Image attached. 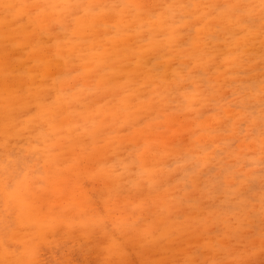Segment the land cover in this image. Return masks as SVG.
Segmentation results:
<instances>
[{"label": "rangeland", "instance_id": "obj_1", "mask_svg": "<svg viewBox=\"0 0 264 264\" xmlns=\"http://www.w3.org/2000/svg\"><path fill=\"white\" fill-rule=\"evenodd\" d=\"M263 88L264 0H0V264H264Z\"/></svg>", "mask_w": 264, "mask_h": 264}, {"label": "bare ground", "instance_id": "obj_2", "mask_svg": "<svg viewBox=\"0 0 264 264\" xmlns=\"http://www.w3.org/2000/svg\"><path fill=\"white\" fill-rule=\"evenodd\" d=\"M104 1V0H103ZM6 2V1H5ZM14 2V1H13ZM42 3H40V5H41ZM43 5V4H42ZM60 5V4H59ZM16 6V5H15ZM35 6V5H34ZM34 6H33V8H34ZM72 6H73V4H72ZM37 7H38V5H37ZM40 7V6H39ZM32 8V7H31ZM25 9H27V8H25ZM162 9V8H161ZM28 10V9H27ZM26 10V11H27ZM155 10H157V9H155ZM192 11V10H191ZM64 13V12H63ZM69 13V12H68ZM67 13V14H68ZM79 13H80V10H79ZM164 14H165V12H164ZM66 15V14H65ZM107 15V14H106ZM177 15V14H176ZM40 16V15H39ZM103 16V15H102ZM252 16V15H251ZM109 17V16H108ZM114 17V16H113ZM112 17V18H113ZM52 18V17H51ZM106 18V17H105ZM128 18H129V16H128ZM146 18V17H145ZM163 18V17H162ZM48 19V18H47ZM85 19H87L88 20V17H86ZM84 19V21H86ZM108 19V18H107ZM145 20V19H144ZM116 21V20H115ZM45 22H46V18H45ZM47 22H48V20H47ZM122 22H123V20H122ZM212 22H214V21H212ZM221 22V21H220ZM224 22V21H223ZM232 22V21H231ZM155 23H156V21H155ZM196 23H197V21H196ZM238 23V22H237ZM11 25L12 26H16V23H14V22H11ZM71 25V24H70ZM134 25V24H133ZM54 26V25H53ZM211 26V25H210ZM230 26V25H229ZM263 27V26H262ZM53 28H55V27H53ZM96 28V27H95ZM187 28V27H186ZM88 29V28H87ZM101 29V28H100ZM102 30V29H101ZM109 30V29H108ZM186 30V29H185ZM213 30V29H212ZM90 31V30H89ZM88 32V31H87ZM99 32H100V30H99ZM102 32V31H101ZM100 32V33H101ZM109 32V31H108ZM178 32H179V30H178ZM178 32H175V33H178ZM211 32H213V31H211ZM86 33V32H85ZM204 33V32H203ZM87 34V33H86ZM102 34V33H101ZM144 35V34H143ZM36 36V35H35ZM145 36V35H144ZM16 37V36H15ZM86 37V36H85ZM87 37H90V36H88L87 35ZM92 37V36H91ZM39 38H41V37H39ZM51 39H52V37H51ZM96 39V38H95ZM184 39V38H183ZM130 40H132V39H130ZM118 41V40H117ZM31 42V41H30ZM33 44V43H32ZM31 44V45H32ZM161 44H163V43H161ZM34 45V44H33ZM109 45V44H108ZM132 45V44H131ZM144 46V45H143ZM199 48V47H198ZM77 50V49H76ZM159 50V49H158ZM231 50V49H230ZM18 51V50H17ZM250 51V50H249ZM65 53V52H64ZM188 53V52H187ZM14 54V53H13ZM75 54V53H74ZM10 55V54H9ZM129 55V54H128ZM127 55V56H128ZM191 55H192V53H191ZM47 56V55H46ZM51 56V55H50ZM44 58V57H43ZM132 58H133V56H132ZM131 60V59H130ZM174 60V59H173ZM196 60V59H195ZM187 61V60H186ZM164 62V61H163ZM3 63V62H2ZM9 63V62H8ZM70 63V62H69ZM119 63V62H118ZM117 63V64H118ZM258 63V62H257ZM15 64V63H14ZM13 64V65H14ZM172 64V63H171ZM223 64V63H222ZM12 65V66H13ZM51 66V65H50ZM36 67V66H35ZM75 67V66H74ZM92 67V66H91ZM52 68V67H51ZM79 68V67H78ZM199 68V67H198ZM76 69V68H75ZM143 69V68H142ZM208 69V68H207ZM62 70V69H61ZM208 71V70H207ZM210 71V70H209ZM227 72V71H226ZM49 73V72H48ZM52 73H53V70H52ZM169 73V72H168ZM109 74V73H108ZM107 74V75H108ZM52 75V74H51ZM93 75V74H92ZM92 75H91V77H92ZM132 76V75H131ZM185 76V75H184ZM239 78V77H238ZM14 79V78H13ZM12 79V80H13ZM121 79V78H120ZM150 79V78H149ZM150 80H148V82H149ZM12 82V81H11ZM87 82V81H86ZM101 82V81H100ZM106 82V81H105ZM26 83H27V81H26ZM90 83H92V82H90ZM89 84V83H88ZM127 84V83H126ZM23 85V84H22ZM72 85V84H71ZM70 85V86H71ZM102 85V84H101ZM202 87V86H201ZM201 87H199L198 89H200ZM264 89V88H263ZM17 92V91H16ZM118 92V91H117ZM120 93V92H119ZM5 95V94H4ZM93 96V95H92ZM95 96V95H94ZM198 96V95H197ZM16 97V96H15ZM88 97V96H87ZM103 97V96H102ZM106 97V96H105ZM67 99V98H66ZM84 99V98H83ZM175 99V98H174ZM235 99V98H234ZM133 100V99H132ZM208 100V99H207ZM196 101V100H195ZM18 102V101H17ZM16 102V103H17ZM133 102V101H132ZM0 103H1V101H0ZM15 103V104H16ZM14 104V105H15ZM92 105V104H91ZM63 108H65V107H63ZM5 110V109H4ZM65 110V109H64ZM142 112V111H141ZM13 113V112H12ZM14 113L16 114V112L14 111ZM51 113V112H50ZM19 114V113H18ZM93 115V114H92ZM16 116H19V115H17L16 114ZM98 116H100V115H98ZM67 118H69V117H67ZM3 119V118H2ZM67 120H69V119H66V121ZM35 121V120H34ZM41 120H39V123H38V125H39V128H40V131H41V133H42V136L40 135L38 138H37V141H35V140H32V139H26L25 138V140L24 141H12V144H13V147L15 148V152L13 153V155H10V154H8L7 153V151H9V149L11 148V147H9V144L11 143V141H8V140H6V139H0V150L1 151H3V153H1L4 157H3V161L5 162V165L4 166H2V167H0V170H6V166H7V164L8 163H10V162H16V163H14V165H16V164H19L20 166L22 165L23 166V169L26 167V165L27 164H29V166L31 165V166H33V169H34V171H35V167L34 166H39L41 169H42V171H43V174L45 175V176H43V175H41V174H38L37 176H36V178H39V179H43V178H47V182H48V184L50 185L51 184V182L53 181V180H56L57 178H60L63 174H64V172L63 171H57L58 170V168H55V169H52V167L50 168V166H52V164H48V163H46V161H47V156L45 155L46 153H48L50 150H53L52 148H53V145H52V142H51V139H53V138H51L50 136H52V134H50V132L52 131V133H53V135L56 137V136H58L59 135V133H57V131H58V127L57 126H54L53 124H54V120H53V118L52 117H50L49 119H46L45 121H41ZM65 121V122H66ZM19 123L17 122V124L16 125H18ZM235 125V124H234ZM36 126V125H35ZM38 127V126H37ZM35 129H36V127H35ZM34 129V130H35ZM53 129H55V131L53 130ZM106 129H108V128H106ZM11 131H13V130H11ZM30 132H32L31 130H29ZM62 131V130H61ZM205 131V130H204ZM249 131V130H248ZM23 132V131H22ZM28 132V131H27ZM64 132V131H63ZM73 132V131H72ZM26 133V132H25ZM24 133V134H25ZM128 137V136H127ZM11 138V137H10ZM14 138V137H13ZM31 138V137H30ZM129 138V137H128ZM211 138V137H210ZM210 138H209V140H210ZM212 139V138H211ZM127 140V139H126ZM61 141V140H60ZM59 142V141H58ZM65 142V141H64ZM113 142V141H112ZM215 143V142H214ZM58 144V143H57ZM56 145V144H55ZM62 148H63V142L62 143H60L59 144ZM59 145H56L57 147L59 146ZM9 147V148H8ZM56 147V148H57ZM60 148V147H59ZM58 149V148H57ZM109 149V148H108ZM77 150V149H76ZM75 150V151H76ZM99 150V149H98ZM110 150H111V148H110ZM20 152H25V154H28V156H29V160L27 161V162H25V161H20V160H18V154L20 153ZM46 152V153H45ZM76 153V152H75ZM74 153V154H75ZM77 153H78V151H77ZM68 154V153H67ZM67 154H66V158H67ZM105 155V154H104ZM23 156H25V155H23ZM0 157H1V155H0ZM12 157H15V158H13V161H11L9 158H12ZM2 158V157H1ZM1 158H0V161H1ZM59 158H60V156H59ZM62 158V157H61ZM65 158V157H64ZM23 159V158H22ZM21 159V160H22ZM68 159V158H67ZM109 159H111V158H109ZM205 159V158H204ZM64 161H66V160H64ZM58 162V161H57ZM60 163V162H59ZM80 163V162H79ZM61 164V163H60ZM157 165H158V163H157ZM61 166V165H60ZM97 166V165H96ZM15 169V168H14ZM48 169L51 171L50 172V175L48 174ZM134 169V168H133ZM157 169V168H156ZM61 170V169H60ZM159 170V169H158ZM111 171V170H110ZM160 171V170H159ZM163 171V170H162ZM161 171V172H162ZM23 172V171H22ZM30 172H31V170H30ZM1 173H3L2 171H1ZM13 173V172H12ZM27 173V172H26ZM34 173V172H33ZM160 173V172H159ZM218 173V172H217ZM22 174V173H21ZM28 174H29V170H28ZM30 174H32V173H30ZM23 175V174H22ZM106 175V174H105ZM26 176H27V174L25 175H23L22 177H21V179H19V180H16L12 185H5L6 183H4L3 181H4V178L6 177V175H1L0 176V194L1 195H3L4 196V198L6 199V203L7 202H12V205H13V207L15 208L14 210L16 211V220H18V223H23L24 225H22V228L24 227V226H26V223H30L31 221H34L35 219H36V217H37V215H39L38 213H37V210H34L33 208L31 209V210H29L28 208L33 204L32 202H31V200L28 198V196L31 194V191H30V189H29V185H28V182H27V179H25L26 178ZM162 176V175H161ZM10 177H11V175H10ZM111 177V176H110ZM10 179H12V177L10 178ZM162 179V178H161ZM121 180V179H120ZM39 181V180H38ZM160 182H162V181H160ZM143 183V182H142ZM120 184H121V182H120ZM241 184V183H240ZM126 186V185H125ZM53 187H54V185H53ZM52 188V187H51ZM54 189V188H53ZM127 190V189H126ZM50 191H54V190H50ZM123 191V190H122ZM125 191V190H124ZM119 193V192H118ZM109 194V193H108ZM111 195V194H110ZM109 195V196H110ZM36 207V206H35ZM31 208V207H30ZM26 212H29L26 216H27V218H26V216H25V214H26ZM25 216V217H24ZM171 216V215H170ZM37 218H39V216L37 217ZM44 220H45V217L43 218ZM43 219H41V221L43 220ZM37 220V219H36ZM39 221V220H38ZM41 221H40V225L42 224L41 223ZM187 222V221H186ZM33 224V223H32ZM36 224V223H35ZM38 224V223H37ZM175 224V223H174ZM39 225V224H38ZM37 225V226H38ZM184 225V224H183ZM190 228V227H189ZM21 229V228H20ZM172 229V228H171ZM27 230V229H26ZM28 231V230H27ZM173 231V230H172ZM19 234H20V232H19ZM27 235H29V233H26ZM2 240V239H1ZM13 244V243H12ZM174 244V243H173Z\"/></svg>", "mask_w": 264, "mask_h": 264}, {"label": "snow or ice", "instance_id": "obj_3", "mask_svg": "<svg viewBox=\"0 0 264 264\" xmlns=\"http://www.w3.org/2000/svg\"><path fill=\"white\" fill-rule=\"evenodd\" d=\"M5 7H10V6L6 5ZM217 264H223V262H217ZM238 264H251V262H248V261H240V262H238Z\"/></svg>", "mask_w": 264, "mask_h": 264}]
</instances>
